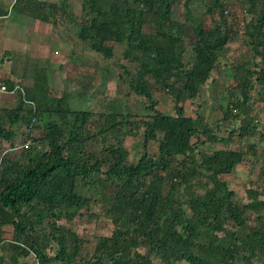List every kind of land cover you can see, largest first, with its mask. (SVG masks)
<instances>
[{"label":"trees","instance_id":"1","mask_svg":"<svg viewBox=\"0 0 264 264\" xmlns=\"http://www.w3.org/2000/svg\"><path fill=\"white\" fill-rule=\"evenodd\" d=\"M46 17L73 25L103 59L123 46L117 79L148 113H131L123 99L101 112L73 109L36 71L1 111L0 264H264V126L254 111L258 102L264 111V0H60ZM234 43L250 56L221 62ZM221 72L225 93L208 92L206 122L187 114ZM154 93L169 98L171 114ZM136 136L132 162L125 142ZM234 137L244 146L230 147ZM241 165L247 186L237 200L222 176ZM76 218L112 231L83 253Z\"/></svg>","mask_w":264,"mask_h":264},{"label":"rangeland","instance_id":"2","mask_svg":"<svg viewBox=\"0 0 264 264\" xmlns=\"http://www.w3.org/2000/svg\"><path fill=\"white\" fill-rule=\"evenodd\" d=\"M182 1L183 0H181V2ZM230 9L234 12H236V10H241L240 6L236 4L232 5ZM172 10L180 19L182 18L181 3H173ZM242 15V12H240L239 16L242 17ZM206 26H208V22L206 23ZM72 30L73 31H71L67 35L70 37L69 41L73 43L75 49L74 57L70 58V65L65 64L62 71L63 74L60 73L63 80H58L54 77L50 88L57 93H67L69 95V101L72 108L76 110L90 108L96 112H101L105 108V105L111 100L116 101L119 99H123L126 102L127 108L131 113H134L138 116H145L148 113L145 100L141 97L135 96L132 93L128 96H125L123 92L127 87L125 84L121 83L119 79H117L119 68L114 63V61L121 57L124 47L121 45H116L114 49L113 59L106 60L103 59L100 55L91 52L84 43L78 40L77 37L73 36V33H76V31L75 29ZM248 53L242 52L241 55H246ZM246 57L248 56H245L244 58ZM72 60H74V63H72ZM223 60H225L226 62H235L232 59V55H224V57L221 59V62H223ZM83 75H85L86 77ZM224 75L225 74L221 72V74L217 77L218 79H223ZM221 81L219 80L218 82H215L214 85H211L209 87L208 84L203 88L208 87V92L212 91L211 95L215 99H218L215 94L216 91L220 94L225 93L224 87H221V85L223 84ZM48 82L50 83V81ZM213 90L215 93L213 92ZM208 95L209 94H206V92L202 89L199 94V102L197 103V105L195 104L192 107L188 106L186 111L187 114L196 116L195 114L197 113L198 115L202 116L204 121L206 122L208 118L207 111L210 106V99ZM153 99L159 102L160 110L165 111L167 114L172 113V107L168 106L170 102L168 97L154 93ZM116 105H118V103ZM260 108L261 103L258 102L254 106V111L256 112L255 119H257L264 126V111L262 112ZM0 124H4V115L2 112H0ZM226 124L229 125V123ZM220 130L221 131L218 134V137L226 138L228 136L229 127L227 129V125H221ZM138 139V136L128 137L125 142L126 147L129 150V158L132 162H135L139 158ZM244 140L246 141V139ZM244 144L245 143L241 140H238L237 137H234V139L229 143V146L232 148H241L244 146ZM221 147L222 146L217 143L207 144L205 145L204 150H206L207 152H211ZM247 169L248 165H241L232 175L222 176V178L229 183L230 188L235 192V197L237 200H242L244 197V187L247 186ZM71 228H73L78 234H80L81 237L86 240V243L84 244L82 250L83 253L92 251V247L95 242V236L109 235L112 231V226L105 220L87 223L82 218H76L75 221L71 224Z\"/></svg>","mask_w":264,"mask_h":264},{"label":"crops","instance_id":"3","mask_svg":"<svg viewBox=\"0 0 264 264\" xmlns=\"http://www.w3.org/2000/svg\"><path fill=\"white\" fill-rule=\"evenodd\" d=\"M59 1L0 0V82L6 87L10 89L20 87L24 90L25 87L34 84L36 71L40 70L45 72L47 80L50 81V83L47 81L49 87L54 77L63 80L60 73L65 64H71L69 60L74 57L75 51L67 34L75 28L69 24L61 28L55 27L46 17L49 5L58 4ZM73 11L78 15L80 12L78 4L73 5ZM240 12L242 11L234 12L238 19L243 17L239 16ZM73 36L76 37L75 32ZM242 52L248 53V49L236 43L229 45L228 55H232L234 61L250 56L249 53L241 55ZM207 88H202L206 94ZM18 96L19 92H0V112L11 109L16 104ZM198 102L199 97L193 105H197ZM168 106H171L170 102ZM5 230L4 238H9V230Z\"/></svg>","mask_w":264,"mask_h":264},{"label":"built area","instance_id":"4","mask_svg":"<svg viewBox=\"0 0 264 264\" xmlns=\"http://www.w3.org/2000/svg\"><path fill=\"white\" fill-rule=\"evenodd\" d=\"M23 91L24 90L22 88H20V87H15V88H13L11 90H8V88L4 84H2L0 82V92H2V93H6V92L16 93V92H19L22 96H24V92ZM28 143H29V141H27L25 143L24 147H26L28 145Z\"/></svg>","mask_w":264,"mask_h":264}]
</instances>
